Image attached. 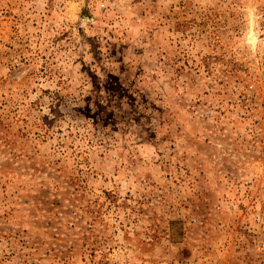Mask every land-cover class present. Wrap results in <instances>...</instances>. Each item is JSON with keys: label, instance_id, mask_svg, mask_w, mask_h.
Instances as JSON below:
<instances>
[{"label": "rangeland", "instance_id": "obj_1", "mask_svg": "<svg viewBox=\"0 0 264 264\" xmlns=\"http://www.w3.org/2000/svg\"><path fill=\"white\" fill-rule=\"evenodd\" d=\"M0 264H264V0H0Z\"/></svg>", "mask_w": 264, "mask_h": 264}]
</instances>
